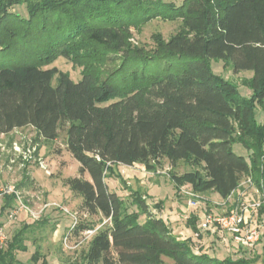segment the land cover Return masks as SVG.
<instances>
[{
  "label": "trees",
  "instance_id": "16d2710c",
  "mask_svg": "<svg viewBox=\"0 0 264 264\" xmlns=\"http://www.w3.org/2000/svg\"><path fill=\"white\" fill-rule=\"evenodd\" d=\"M149 1L0 0V134L31 126L37 138L50 142L65 131L79 174L62 180L80 199L79 217L65 237L94 230L96 223L82 215L107 221L64 264H164L165 257L173 264H256L259 255L195 252L192 239L174 234L141 196L132 202L146 215L143 221L106 181L114 166L142 163L154 171L164 160L171 168L182 162L189 169L170 171L175 187L226 200L250 178L263 197L257 214L264 215V121L255 120L264 102V0ZM21 4L26 17L10 11ZM152 15L180 24L167 39L153 36L154 47L145 49L131 41V26ZM95 47L121 54V67L104 79L87 49ZM57 56L80 61L81 78L45 67ZM159 61L163 65L152 64ZM212 61L251 71L250 97L214 72ZM129 69L133 84L116 86L112 78ZM235 141L250 150L247 157L233 151ZM2 195L1 214L16 200L14 193ZM188 221L196 230L195 220ZM28 227L23 224L0 247V264H24L15 252L26 250ZM31 264H48L38 246Z\"/></svg>",
  "mask_w": 264,
  "mask_h": 264
},
{
  "label": "rangeland",
  "instance_id": "374dc122",
  "mask_svg": "<svg viewBox=\"0 0 264 264\" xmlns=\"http://www.w3.org/2000/svg\"><path fill=\"white\" fill-rule=\"evenodd\" d=\"M149 1V0H148ZM164 2H174L180 4L181 0H162ZM149 2H153L152 0ZM152 12L157 11V4L153 3ZM12 12H18L22 16H27L24 4L14 5L10 8ZM180 20H166L160 16H151L145 22H138L131 26V41L145 49L154 47L153 36L161 33L167 39L175 33ZM95 53V58L100 60L96 63L101 69V78L104 79L108 74L115 72L122 65L121 54L109 52L99 48H87ZM83 51V50H82ZM87 51V50H86ZM22 54L21 49L16 51ZM0 55V61H1ZM153 65L161 66L163 62H155ZM137 66H141L138 63ZM45 67H56L59 72L66 73L73 80L81 78L83 66L80 61L74 58L57 56L54 60L47 63ZM183 68V67H181ZM214 72L221 74L226 80L234 84L241 95L250 97L251 90L246 85V79L251 77V71L235 72L229 64L223 61H212ZM131 69L119 73L112 78L116 86H130L133 80L127 74ZM130 76V74H129ZM57 77L54 78V83ZM256 122L264 121V102L263 107L259 104L255 110ZM30 148V151L28 149ZM233 151L237 154L248 156L250 150L240 141H235L232 145ZM79 162L65 148V131L60 130L57 139L50 142H43L37 138L36 131L31 126L13 129L7 134H0V198L2 188L8 184L14 185L19 192V199L13 207L6 209L1 214L0 205V226L4 228L8 240L20 229L23 224L29 227L25 230L26 250L15 252L16 259L24 264H31V257L37 246L48 260V264H64L63 260L76 258L79 252L87 247L94 231L100 228L107 220L99 219V216L89 217L82 215L88 221L95 222L94 230L90 233L85 232L80 236H68V229L73 223V218L77 215L80 199L72 194L67 186L63 184V178L77 176ZM189 169L185 163H178L175 168H171L164 160L163 167H158L154 171H146L142 163L133 165H118L113 167V172L109 174L106 181L111 190L124 200L129 212H138L139 220L145 219V214L133 204L132 200L136 196H141L147 203L148 209L156 217H163L171 227L172 232L178 237L192 238L195 252H207L211 256L223 258L231 256L236 258L242 255L253 257L259 255L256 264H262L261 251L264 244V236L251 248L238 247L232 241V235L227 230L213 228L201 230L200 223L206 213H222L229 209L234 202L236 194L223 200L217 193L206 192L196 194L186 187H175L171 181L170 171L183 172ZM85 177L89 178L86 172ZM245 182V179L242 183ZM242 198L252 203L257 200L259 192L256 188L242 184L239 194ZM16 208L18 212L26 210L27 220L8 218V211ZM251 210V209H250ZM142 213V214H141ZM188 220H195L196 231L191 232ZM254 221L256 219H253ZM261 234L264 232V215H257L255 221ZM190 229V228H189ZM8 242L3 245L5 249ZM164 264H173L167 257L163 258ZM40 262V261H39ZM13 264V263H7ZM14 264H17L16 262Z\"/></svg>",
  "mask_w": 264,
  "mask_h": 264
},
{
  "label": "built area",
  "instance_id": "2783aa9c",
  "mask_svg": "<svg viewBox=\"0 0 264 264\" xmlns=\"http://www.w3.org/2000/svg\"><path fill=\"white\" fill-rule=\"evenodd\" d=\"M28 151H30V148L28 149ZM242 184H246L250 187L254 186L251 179L246 178L245 182L241 183V186L237 188L238 193L234 198V202L231 204L230 211L228 213H206L203 221L200 223L199 228L201 230H209L213 228L227 230L231 233L232 239L235 243L246 247H252L261 236V231L257 228L255 221L257 220L258 215L257 209L263 197L262 193L254 186L256 188V191L259 192L258 199L253 200L252 203L246 201L244 198H242L243 194H239ZM4 193H14L17 199H19V192L14 185L8 184L7 186L3 187L2 194ZM230 196H232V194L228 197ZM7 216L9 219H15L17 217V209L14 208L8 211ZM253 219L256 220L254 221ZM86 232L90 233L91 230H88ZM7 240L8 237L5 234L4 228L0 226V247L6 244Z\"/></svg>",
  "mask_w": 264,
  "mask_h": 264
},
{
  "label": "crops",
  "instance_id": "0c3cea01",
  "mask_svg": "<svg viewBox=\"0 0 264 264\" xmlns=\"http://www.w3.org/2000/svg\"><path fill=\"white\" fill-rule=\"evenodd\" d=\"M238 191V189H236L232 194H236V192ZM2 203H3V196L0 198V205H2ZM28 212L26 211V210H22V211H19L18 212V217H17V219L18 220H27L26 219V216L28 215L27 214ZM161 217V216H160ZM163 218V217H162ZM190 228V229H189ZM189 228L188 227H186V229H188L189 231H191V232H195L196 230H194L191 226H189ZM190 235H188V237H189ZM182 238H187V237H182ZM192 239V238H191Z\"/></svg>",
  "mask_w": 264,
  "mask_h": 264
}]
</instances>
